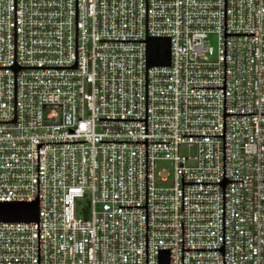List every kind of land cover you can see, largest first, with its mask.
Masks as SVG:
<instances>
[{
	"label": "built area",
	"instance_id": "1",
	"mask_svg": "<svg viewBox=\"0 0 264 264\" xmlns=\"http://www.w3.org/2000/svg\"><path fill=\"white\" fill-rule=\"evenodd\" d=\"M35 201L0 264H264V0H0V203Z\"/></svg>",
	"mask_w": 264,
	"mask_h": 264
},
{
	"label": "water",
	"instance_id": "2",
	"mask_svg": "<svg viewBox=\"0 0 264 264\" xmlns=\"http://www.w3.org/2000/svg\"><path fill=\"white\" fill-rule=\"evenodd\" d=\"M146 44V67L170 65V41L168 38H149ZM38 203H0V223H36ZM161 264H168V253L161 256Z\"/></svg>",
	"mask_w": 264,
	"mask_h": 264
},
{
	"label": "rangeland",
	"instance_id": "3",
	"mask_svg": "<svg viewBox=\"0 0 264 264\" xmlns=\"http://www.w3.org/2000/svg\"><path fill=\"white\" fill-rule=\"evenodd\" d=\"M211 45L213 47H216V40L215 39L211 40ZM180 151L183 154H187L188 153V151L185 150V149H181ZM191 153H193V150H191ZM157 167H158L157 168V173H159L160 171H167V172H169V174L171 173L168 164L165 163V162H158ZM78 210L80 212H82L84 216H88L89 213H90V205H89L88 201L85 200V199L79 200L78 201Z\"/></svg>",
	"mask_w": 264,
	"mask_h": 264
}]
</instances>
